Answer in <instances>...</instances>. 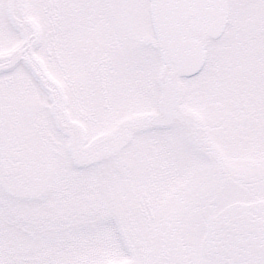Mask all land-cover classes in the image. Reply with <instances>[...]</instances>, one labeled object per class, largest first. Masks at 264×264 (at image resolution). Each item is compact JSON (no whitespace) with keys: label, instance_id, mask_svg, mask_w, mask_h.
<instances>
[{"label":"snow or ice","instance_id":"obj_1","mask_svg":"<svg viewBox=\"0 0 264 264\" xmlns=\"http://www.w3.org/2000/svg\"><path fill=\"white\" fill-rule=\"evenodd\" d=\"M0 264H264V0H0Z\"/></svg>","mask_w":264,"mask_h":264}]
</instances>
